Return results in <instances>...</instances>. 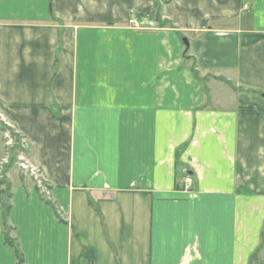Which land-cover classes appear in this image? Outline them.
Segmentation results:
<instances>
[{
    "label": "crops",
    "instance_id": "crops-1",
    "mask_svg": "<svg viewBox=\"0 0 264 264\" xmlns=\"http://www.w3.org/2000/svg\"><path fill=\"white\" fill-rule=\"evenodd\" d=\"M155 1L0 0V110L48 192L5 173L24 264H249L262 246L264 0Z\"/></svg>",
    "mask_w": 264,
    "mask_h": 264
},
{
    "label": "trees",
    "instance_id": "trees-1",
    "mask_svg": "<svg viewBox=\"0 0 264 264\" xmlns=\"http://www.w3.org/2000/svg\"><path fill=\"white\" fill-rule=\"evenodd\" d=\"M159 1L160 0H156L155 5L159 6ZM50 3H51V0H50ZM157 18H158V16H157ZM51 19L52 20L54 19L52 14H51ZM12 138L14 139V146H13V147H15L14 150L19 149L23 153L24 149H22L20 147V138L17 137L16 135H14L13 133H12ZM16 157L17 156H15L14 158H13V156L11 157V161H10V164L8 165V167L11 165V163L14 161V159H16ZM6 171L7 170L5 168H3L2 172H1L2 174L0 175V207H1V219H2V226H3V241H4V245L12 250L16 264H24L23 255L20 252L19 246H18L16 240L10 236L12 229L7 226L8 216H9V212H10V204H9L10 186L5 181ZM35 188H36L37 192L38 191L40 192V190L37 189L36 186H35ZM42 201L53 211V213L57 217L58 221H60L59 216H58L54 206L46 198H42ZM262 237H263V233H262ZM256 255H257V253H254L251 256L249 264H251L252 261L256 260Z\"/></svg>",
    "mask_w": 264,
    "mask_h": 264
},
{
    "label": "built area",
    "instance_id": "built-area-1",
    "mask_svg": "<svg viewBox=\"0 0 264 264\" xmlns=\"http://www.w3.org/2000/svg\"><path fill=\"white\" fill-rule=\"evenodd\" d=\"M127 26L130 29L137 31V32H147V31L154 30L156 28V26H154L152 22L146 21V20H137L133 16L129 17V19L127 20ZM2 124L6 128H4ZM0 125L3 127V129L6 130L7 135L8 136L11 135L12 137V133H11L12 127L3 117L1 110H0ZM13 134L16 135L15 133ZM24 145H25L24 140L20 139V147L22 149H24ZM17 159H18V168L33 180L37 189L40 190V193L47 195V189L44 186V179L42 177L41 172L37 168L29 164V162L25 159V156L22 152ZM182 174L184 175L183 182L185 186L190 188L192 180L185 168L182 169Z\"/></svg>",
    "mask_w": 264,
    "mask_h": 264
},
{
    "label": "rangeland",
    "instance_id": "rangeland-1",
    "mask_svg": "<svg viewBox=\"0 0 264 264\" xmlns=\"http://www.w3.org/2000/svg\"><path fill=\"white\" fill-rule=\"evenodd\" d=\"M157 17V16H155ZM3 125V124H2ZM4 126V125H3ZM12 127V126H11ZM4 128H6L4 126ZM13 133V131H11ZM10 138V140H9ZM14 139H12L11 135L8 136L5 129L2 128L0 125V175L2 174L3 168H5L7 171L8 169H11L10 171H15L18 174L19 178L23 179V172L18 168V157L20 155V150H14ZM22 150V149H21ZM13 158L15 156L16 159L11 163V165L8 167L11 161V157ZM22 157V156H20ZM48 194V192H47ZM251 264H264V236L262 237V246L257 252L256 260L252 261Z\"/></svg>",
    "mask_w": 264,
    "mask_h": 264
},
{
    "label": "water",
    "instance_id": "water-1",
    "mask_svg": "<svg viewBox=\"0 0 264 264\" xmlns=\"http://www.w3.org/2000/svg\"><path fill=\"white\" fill-rule=\"evenodd\" d=\"M183 43L185 44V46H187V42H186V40H184Z\"/></svg>",
    "mask_w": 264,
    "mask_h": 264
}]
</instances>
